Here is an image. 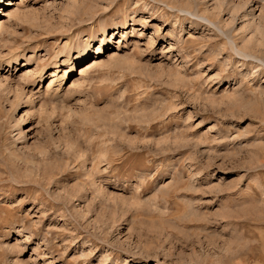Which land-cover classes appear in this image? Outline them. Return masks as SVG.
<instances>
[{
  "label": "rangeland",
  "instance_id": "1",
  "mask_svg": "<svg viewBox=\"0 0 264 264\" xmlns=\"http://www.w3.org/2000/svg\"><path fill=\"white\" fill-rule=\"evenodd\" d=\"M8 2L0 264H264V0Z\"/></svg>",
  "mask_w": 264,
  "mask_h": 264
},
{
  "label": "bare ground",
  "instance_id": "2",
  "mask_svg": "<svg viewBox=\"0 0 264 264\" xmlns=\"http://www.w3.org/2000/svg\"><path fill=\"white\" fill-rule=\"evenodd\" d=\"M8 3H10V0H9V2ZM10 5V4H9ZM7 14H8V12H7ZM10 15H11V12L9 13ZM0 15H2V13H0ZM4 15V14H3ZM5 16H7L6 14H5ZM7 19H9V18H7ZM6 22H7V20L6 21H3V20H0V42L1 41H3L4 40V36H3V32H4V30H5V25L4 24H6ZM209 23H211L210 21H209ZM214 24V23H213ZM5 42V41H4ZM102 49L100 48L99 50H98V53H99V55L100 56H102L101 55V51ZM16 57V55L13 57V60H17V58H15ZM15 58V59H14ZM76 58H78V55H77V57ZM79 58H80V54H79ZM13 60H10V61H7V62H5V66H9V64H10V62L11 61H13ZM78 60V59H77ZM98 63H100V60L98 61ZM98 63L96 62V63H94V65L95 66H97L98 65ZM59 66H58V64H55V68H58ZM87 67V66H86ZM89 68H91V66H89ZM72 69H73V66H71V67H68V69L66 70L67 72H71L72 71ZM82 68H80V75H81V73L83 74V73H85L86 71V68H85V70H81ZM88 69V68H87ZM69 70V71H68ZM44 69L41 71V72H39V74H38V77H39V79L40 80H42L43 78H44V76H45V74H44ZM67 72H65L64 73V75H65V77H66V73ZM24 76H26V75H24ZM51 76L52 77H54V76H56L55 74H51ZM65 77H64V79H65ZM51 82L53 83L54 81L53 80H51ZM50 82V84L49 85H51L52 83ZM75 84V83H74ZM48 85V86H49ZM75 86V85H74ZM49 90V89H48ZM47 91V90H46Z\"/></svg>",
  "mask_w": 264,
  "mask_h": 264
}]
</instances>
